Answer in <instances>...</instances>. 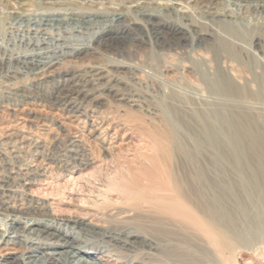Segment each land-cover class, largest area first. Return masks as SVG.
I'll use <instances>...</instances> for the list:
<instances>
[{"label":"bare ground","instance_id":"6f19581e","mask_svg":"<svg viewBox=\"0 0 264 264\" xmlns=\"http://www.w3.org/2000/svg\"><path fill=\"white\" fill-rule=\"evenodd\" d=\"M24 1L17 3L25 7ZM41 1L50 10L39 13L38 20L30 17V9L9 13L26 24L28 51L0 43V74L29 77L31 82L22 88L51 83L52 98L76 120L89 115L88 135L99 146L80 147L73 138L70 147L79 146L80 151L69 167L84 169L100 162L113 169L112 181L98 190L104 197L95 198L94 206L123 226L109 228L104 215L103 222L55 215L50 202L32 195L31 186L43 173L23 172V154L31 142L40 147L39 140L32 141L17 125L6 136L10 145L0 142V264H109L122 260L120 252L132 254L126 264H217L222 256L234 259L242 234L250 228L264 230V221L251 215L245 175L256 153L248 142L253 141L255 150L261 143L252 135L261 133L249 116L264 106V55L258 51L260 40H252L264 26V0H233L234 11L215 8L228 0H148L155 9L148 8L146 0H127L125 14L96 6L88 12L55 9L63 0ZM100 2L97 6L103 5ZM191 2L207 10L206 16L192 12ZM190 16L204 30L197 29ZM48 26L89 31L94 46L50 37ZM138 43L152 50L188 49L194 61L187 71L191 80L172 81L159 90L157 110L148 109L152 92L143 94L138 88L146 89L136 67L127 66L121 73L92 64L61 72L62 65L76 64L98 48L120 54ZM60 74L65 77L58 80ZM18 88L2 95H13ZM108 95L122 106L121 113L95 112L98 103L93 102ZM182 118L194 122V128L180 124ZM182 128L185 134H178ZM87 237L98 241L83 244L80 239ZM15 247L22 248L19 255ZM137 254L142 257L136 260Z\"/></svg>","mask_w":264,"mask_h":264},{"label":"rangeland","instance_id":"374dc122","mask_svg":"<svg viewBox=\"0 0 264 264\" xmlns=\"http://www.w3.org/2000/svg\"><path fill=\"white\" fill-rule=\"evenodd\" d=\"M17 1L18 0H0V43L14 51L24 52L28 51L27 41L25 39V37H27V26L25 23H23L22 20L9 15V13H11L13 9L17 8L30 9V11H32L30 12V17L34 19L36 18L35 20H38L39 13L49 11L50 9L47 6H43V2L41 0H25L23 2L26 5L25 7H20ZM100 1L103 5L98 4L97 6L96 3ZM232 1L233 0L227 1L228 6L226 4L224 6L225 2H221L215 8L234 11L236 10V4H231ZM144 2L146 3V5L149 4L147 6L148 8H156L155 5L151 3V1L146 0ZM188 5L191 7V11L195 12L197 16H206L205 12L207 10L199 6L198 2H191ZM126 6H128L127 0H63L62 5H54V8H70L78 12H88V10L91 11L95 8H98L101 11L116 9L118 12L125 14ZM211 11L214 12L215 10L212 9ZM180 21L183 22V20ZM190 21L194 22V25H196L197 29L204 30V25H201V23L198 22L193 16H190ZM74 29L75 28L73 26H61L58 28L56 26H48L46 28V32L50 37L53 38H57L59 36V38H66L65 40L70 42L72 45L80 46L90 44L92 47L94 46L89 31L81 30V33H78L75 32ZM22 36L24 37V39ZM254 38H258V40H260V48H258V51L262 52L264 55V26L261 29H258V31L253 34L252 40ZM245 43H248V41H245ZM107 50L110 49L98 48L95 51H91L87 53V55L83 59L77 61L76 64L73 63V65H62L61 72L68 73L76 69L84 70L85 68L92 66V64L103 65L107 70H110L112 72L117 71L121 73H123L125 69H127V66H133L134 68L136 67L140 70V85H142V87L145 86L146 89L141 88L140 86L137 87L143 94L147 90L149 91V93L152 92V99L149 98V102L147 103V105L149 106L148 109L152 110L158 109L159 90L170 84L172 81L185 82L192 79L187 71H189V68L194 63V61L193 59H191V57H189L190 53L188 49L180 50L178 52L158 50L157 48H154V50H152L148 45L138 43L134 44L131 47L128 46L120 54L108 52ZM11 68L13 70L12 66ZM180 72H182L183 74L181 75ZM124 76L126 78V75L122 74H120V76L118 77L124 79ZM64 77V74H60L57 79L60 80ZM30 82L31 80L29 77L12 76L11 78H7L3 75V73L0 74V142L3 145L6 144L4 147L9 146L10 142L7 141L6 136L10 132H12V130L16 129L17 125H19L17 126V129H19V127H22L19 130L22 131L24 135L29 136V138L31 139L33 138L34 141L38 138L37 140L39 141L36 142L40 147L35 149V147L32 146L33 144L31 142V147L27 149L28 152L25 150L26 152L24 151L23 154V169H26L23 172L29 173V170L34 169L39 173H43V176H38L36 178V181L34 182V185L31 186L32 191H30L32 195H36L37 197L46 199L48 202H50V210L55 215H78L80 217L86 216V218H93V221H99L100 219L101 222H103L104 215V220L106 221V225L109 228H116L121 230L123 225L115 223L110 217L106 215L105 211H99L100 207L94 206V204L96 203L95 198L96 200H102V192H99L98 190L102 187V189H104V186H106V183L110 179V181H112L113 169L110 167L101 166L100 162H96L94 166H90L84 169H70V167L73 166L75 162H77V160L75 159L79 156L78 154L80 149L78 148L82 146L98 148L97 146H99L97 145L99 142L88 135L87 124L88 120H90V118L88 117L89 115L81 116L79 121L76 120L74 118V114H72L70 110H68L64 106H61L60 103L58 104V102L54 98H52L51 83L44 84L39 88H22V86H25ZM14 87H19V91L15 92V94H13L14 96L10 95L7 97L6 95H2L9 89H12ZM22 96H24V98ZM25 97H27L26 100ZM93 104H97L95 110L96 113H106L109 111H117L121 113L120 111L122 110V106H117V103L110 95H108V97H101L97 100V102H93ZM88 113L90 112L88 111ZM249 117L251 118V122L255 124V129H257V131L261 133L252 134L256 138L261 139V143H258L261 151L258 147V149L256 150L255 148H253V141L251 142L250 140V142H248L252 148L251 150L253 152H256L255 154L250 156V165L248 164L247 170L245 171V175L249 177V207L251 215L254 216L256 220L263 222L264 106L257 107L254 109V111L251 110ZM180 124L184 126L189 125L188 127H191L190 129L194 128V122L186 118H182ZM178 132V134H185L183 128ZM110 134H112V132ZM73 138L76 140L79 139L78 141L82 145L80 144V147H70L69 143L73 140ZM126 141H129V143L132 142L129 137L126 138ZM73 155L76 157H74ZM103 156L104 155L100 153V157L103 158ZM65 163L67 164V166ZM97 195L99 197H97ZM88 198L90 199V201ZM91 203L93 204L92 206ZM16 204L19 205L20 203ZM23 204H25V202H23ZM93 206L95 207V209L93 208ZM94 215H96L97 217H95ZM95 218L98 219L95 220ZM138 230L141 231L142 229L139 228ZM249 230V232L242 234V237L240 238L242 241L239 239L242 246H236L235 249H237V252L234 259L230 258L231 260L229 261L227 256H222L217 259V264H264V230H261V233L256 232V228H250ZM149 234L151 235V233ZM154 238L157 239V237ZM80 240H82L83 244L86 243V245L93 244L98 241L94 237L82 238ZM21 251L22 248H14V253H16V255H19ZM150 253L152 255L156 254L153 251ZM118 255L122 260L119 259L118 261H113L109 264H126L129 259H132V254L120 252L118 253ZM141 257L142 255L140 254H137V256H135L136 260L140 259ZM108 261H110V259Z\"/></svg>","mask_w":264,"mask_h":264}]
</instances>
